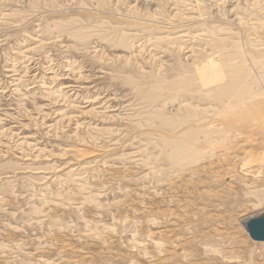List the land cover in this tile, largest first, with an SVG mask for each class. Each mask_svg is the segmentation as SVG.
I'll list each match as a JSON object with an SVG mask.
<instances>
[{
    "label": "rangeland",
    "instance_id": "1",
    "mask_svg": "<svg viewBox=\"0 0 264 264\" xmlns=\"http://www.w3.org/2000/svg\"><path fill=\"white\" fill-rule=\"evenodd\" d=\"M239 49L264 74V0H0V264H264V84L213 98Z\"/></svg>",
    "mask_w": 264,
    "mask_h": 264
},
{
    "label": "bare ground",
    "instance_id": "2",
    "mask_svg": "<svg viewBox=\"0 0 264 264\" xmlns=\"http://www.w3.org/2000/svg\"><path fill=\"white\" fill-rule=\"evenodd\" d=\"M228 13V12H227ZM226 13V14H227ZM225 14V15H226ZM208 20V19H207ZM215 20V19H213ZM220 20H223V18H221ZM234 20V19H233ZM242 20V19H240ZM171 21V20H170ZM211 21V19H210ZM182 22V21H181ZM174 23V22H173ZM241 23V22H240ZM191 24V23H190ZM193 24V23H192ZM172 27V26H171ZM170 29V28H169ZM215 33V32H214ZM212 34V33H211ZM216 34V33H215ZM213 34V35H215ZM201 37V35H199ZM125 38V37H124ZM195 38V37H193ZM126 39V38H125ZM133 39V38H132ZM196 42V41H195ZM260 47V46H259ZM190 50V49H189ZM191 51V50H190ZM244 52V51H243ZM242 50H237V57H239L240 59H242L243 61V64L240 66V68L238 69H235V70H231V71H228L230 72V74H228V77L232 78L233 80V84L231 85L230 82L227 83L226 85H222L221 87H216L213 89V94H214V97L215 98V102L221 106V109L225 111H230V112H234L237 110V108L233 107L232 105L234 104L233 102L235 101V99L237 101H239V103L243 102L244 100H246L247 98L245 97V95L247 94L248 96H251L253 93H254V87L256 86L257 83L261 84V87L262 84H264V74L261 72V69L258 68L255 64H254V60L251 59L248 57L247 54L243 53ZM227 55V54H226ZM231 56V55H230ZM236 57V59H237ZM231 59V57H230ZM229 59V60H230ZM234 59V58H233ZM224 60V58H223ZM238 60V59H237ZM248 61H250L252 63V69L249 71L248 70V67H247V64H248ZM227 61V60H226ZM233 60L231 59V62ZM231 65V64H230ZM234 66V65H232ZM231 66V67H232ZM239 66V65H238ZM234 68V67H233ZM232 68V69H233ZM230 69V68H229ZM250 69V68H249ZM211 71L213 72H218L217 69H211ZM221 72V71H220ZM218 74V73H217ZM215 75V76H218V75ZM227 74V72H226ZM220 76V75H219ZM208 77V76H206ZM227 78V76L225 75L224 73V77L223 79L221 80H225ZM215 84V81L212 80L211 81V84ZM210 84V83H209ZM255 85V86H254ZM257 87V86H256ZM260 87V86H259ZM260 89V88H259ZM258 92V91H257ZM259 93V92H258ZM212 94V95H213ZM256 95V94H255ZM260 95V94H259ZM263 95V94H262ZM256 97V96H255ZM254 99V98H253ZM251 101V100H250ZM233 103V104H232ZM245 104V103H243ZM247 105H242L241 107H246ZM240 107V108H241ZM198 108V107H197ZM196 108V109H197ZM235 108V109H234ZM196 111L197 113H202V114H209L208 112H204L202 110H194ZM211 111V109L209 110V112ZM207 117H213V115H210V116H205L203 118V121H206ZM225 117V116H224ZM211 126L210 127H207L204 129V137L206 138V142L207 143H210L212 144L213 142H210L208 141L209 140V136H218V135H223L225 134V130L222 129V127L220 126V123L213 126L212 124H214L215 122H209L208 119L207 121ZM244 122V121H243ZM43 124V123H42ZM245 124V123H244ZM246 126V124L244 125ZM247 128V127H246ZM236 132V131H235ZM228 133V132H227ZM229 133H231L229 131ZM237 133H240L241 132H237ZM236 133V134H237ZM239 134V135H240ZM236 138V137H235ZM247 138V137H246ZM248 139V142L250 141L249 138ZM251 139V138H250ZM242 140V139H241ZM253 140V139H251ZM256 140V139H255ZM123 144V143H122ZM263 145V143H262ZM127 146V145H126ZM176 146V145H175ZM88 147V146H87ZM128 147V146H127ZM177 147V146H176ZM176 151V150H175ZM198 151H194L193 150V147L190 146V145H186V148H181L180 150L178 149V151L175 153V155L173 156V159L175 162H180V163H183V168L184 166L186 167L187 165H194L196 163H198L197 161V156H198V153H196ZM202 152V150H201ZM88 153V152H87ZM141 153V152H140ZM227 153V152H226ZM247 153V151H246ZM194 154V155H192ZM196 154V155H195ZM228 154V153H227ZM223 155V154H222ZM247 156V155H246ZM222 158V157H221ZM224 158V157H223ZM92 159V158H91ZM187 163V164H186ZM139 164V163H138ZM186 164V165H185ZM187 170V169H186ZM253 172V171H252ZM148 187V186H147ZM129 217V216H128ZM258 216L256 217H250L248 219H245V221L243 222V227L245 228L246 232L248 233L249 237H250V234L247 230V225L254 219H257ZM263 217V216H262ZM260 218V217H259ZM251 239V237H250ZM252 240V239H251ZM263 244V243H262ZM160 246V245H158ZM161 250V249H160ZM165 264V263H164Z\"/></svg>",
    "mask_w": 264,
    "mask_h": 264
},
{
    "label": "water",
    "instance_id": "3",
    "mask_svg": "<svg viewBox=\"0 0 264 264\" xmlns=\"http://www.w3.org/2000/svg\"><path fill=\"white\" fill-rule=\"evenodd\" d=\"M247 230L253 241L258 243H264V216L252 220L247 225Z\"/></svg>",
    "mask_w": 264,
    "mask_h": 264
}]
</instances>
